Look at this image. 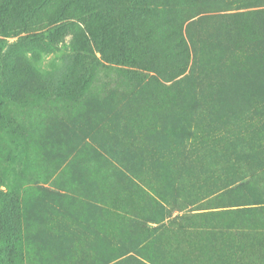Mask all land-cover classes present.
I'll use <instances>...</instances> for the list:
<instances>
[{"label":"rangeland","instance_id":"rangeland-1","mask_svg":"<svg viewBox=\"0 0 264 264\" xmlns=\"http://www.w3.org/2000/svg\"><path fill=\"white\" fill-rule=\"evenodd\" d=\"M263 9L0 0V264H264V96L245 82L264 48L218 37ZM173 29L178 76L110 40L153 32L162 51Z\"/></svg>","mask_w":264,"mask_h":264},{"label":"trees","instance_id":"trees-1","mask_svg":"<svg viewBox=\"0 0 264 264\" xmlns=\"http://www.w3.org/2000/svg\"><path fill=\"white\" fill-rule=\"evenodd\" d=\"M104 32L105 31L101 33L103 37ZM174 34V29L162 32V35L167 39L165 49L162 51V45L159 41L157 43V39L153 32H145V35L141 39L132 36V34H122L118 37V40L116 36H112L110 40L115 44L118 51L121 49L122 51L125 49L133 51L136 47L141 46L149 57L159 52L160 54L163 53V55H161L163 58L161 59L162 63H159V65L154 63V61L146 60L141 62L140 59L136 60L135 58L131 60L132 62L129 61V63H135V65L141 67V69L152 72L153 74L159 73L166 63H170V68L176 70V76H178L177 74H181L185 69V64L181 59H185L187 47L182 36L178 35L175 38ZM218 37L222 46H227L236 51H243L251 44L262 45L264 48V9L225 17L221 22ZM98 47L100 50L102 49L106 55H110L113 45L104 44L101 37L98 42ZM259 55L260 59H264V49H262V51L259 50ZM262 65L260 72L259 68H257L254 73H252L251 70L249 73L252 76H248V81L245 82L259 89L264 96V62ZM257 73H260L261 81L258 77H253V75ZM169 79H171V77ZM16 155V151L13 150V157L15 158Z\"/></svg>","mask_w":264,"mask_h":264}]
</instances>
